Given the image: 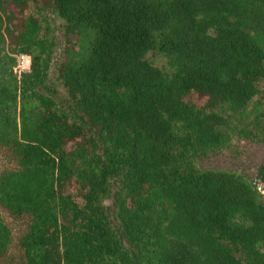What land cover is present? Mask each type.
<instances>
[{"label": "trees", "instance_id": "16d2710c", "mask_svg": "<svg viewBox=\"0 0 264 264\" xmlns=\"http://www.w3.org/2000/svg\"><path fill=\"white\" fill-rule=\"evenodd\" d=\"M49 12L81 40L53 74ZM6 42L30 67L0 69V264H264L263 196L195 162L264 145V0H0Z\"/></svg>", "mask_w": 264, "mask_h": 264}, {"label": "rangeland", "instance_id": "374dc122", "mask_svg": "<svg viewBox=\"0 0 264 264\" xmlns=\"http://www.w3.org/2000/svg\"><path fill=\"white\" fill-rule=\"evenodd\" d=\"M9 10H13L16 12V9L12 6L9 7ZM48 15L52 19L55 24V35H54V43H55V52L52 58V66H51V74L54 72V62L61 55H64V49L66 45H68L67 55L69 53H73L75 51V46L80 43V38L78 36H70V40L66 42L64 37L62 36V22L56 18L55 14L49 12ZM11 54L8 50L7 42L4 44L2 53L0 55V69L3 67L5 72L11 74V76H19L15 71L14 67L16 62L12 65L9 63L7 58L4 60V54ZM15 54V59H16ZM143 58L148 60L151 64L163 69L164 71L171 73L173 67L169 63V59L166 55L160 52L157 48L149 49L143 55ZM4 61V62H3ZM10 65H12V72H10ZM2 70V69H1ZM0 70V73L3 71ZM3 71V72H4ZM8 77V74L2 76L0 74V82ZM193 99L197 103H202L203 99L197 98L193 96ZM10 116V114H7ZM0 152V168L4 167L8 164V160ZM195 162L201 168H215V169H226L233 170L240 174H242L246 179L253 183L254 180L259 181L262 184V191L256 190L263 196L264 198V178L259 172V166L264 163V145L253 142L251 140L238 137L229 144L220 147V148H212L208 149L202 154H199L195 157ZM10 164V163H9ZM118 187V182L114 179L110 180V188L108 194L103 198V202L107 207V211L112 219V223L115 227H117V221L114 218V204H113V194L114 191ZM3 219L7 222L13 231V239H15V235L17 234V226L15 222H13L10 217L3 212ZM11 252H15V249L12 247Z\"/></svg>", "mask_w": 264, "mask_h": 264}, {"label": "built area", "instance_id": "2783aa9c", "mask_svg": "<svg viewBox=\"0 0 264 264\" xmlns=\"http://www.w3.org/2000/svg\"><path fill=\"white\" fill-rule=\"evenodd\" d=\"M29 67H30V56L26 53H22V52L18 53L16 55V64L14 67L18 75H20L22 72L27 71ZM253 183L259 191H262V184L259 181L254 180Z\"/></svg>", "mask_w": 264, "mask_h": 264}]
</instances>
